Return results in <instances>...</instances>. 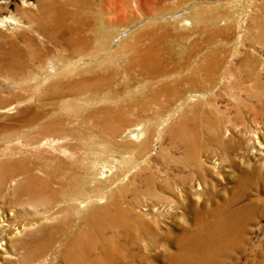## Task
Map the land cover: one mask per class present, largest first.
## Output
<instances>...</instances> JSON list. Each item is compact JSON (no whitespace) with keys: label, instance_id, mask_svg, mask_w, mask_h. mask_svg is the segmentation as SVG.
I'll return each mask as SVG.
<instances>
[{"label":"bare ground","instance_id":"bare-ground-1","mask_svg":"<svg viewBox=\"0 0 264 264\" xmlns=\"http://www.w3.org/2000/svg\"><path fill=\"white\" fill-rule=\"evenodd\" d=\"M195 5L162 18L182 28L190 20L201 24L206 12L189 16ZM86 6L84 0H36L33 11L20 14L34 37L24 36L23 50L13 44L1 68L23 90L0 98L3 109L17 110L0 123V257L15 259L8 264H137L130 261L139 254L135 247L147 241L161 247L153 257L165 256L168 264H231L229 257L249 242L255 201L244 200L264 180L257 158L264 144L252 127L264 115V82L246 83L256 64L245 59L238 69L242 81L223 71L227 55L217 49L203 53L195 43L178 56L152 35L144 49L135 40L126 45L136 51L124 79L140 78L135 95H123L127 82L114 68L123 62V46L114 54L123 29L106 25L104 15ZM225 15L240 23L235 8ZM251 24L259 32L252 39L264 45V0ZM216 33L230 40L223 29ZM213 34L204 42L214 45ZM36 35L51 44L47 51ZM53 52L66 57L65 69L49 59ZM95 68L93 82L71 75L76 70L80 79L90 77ZM226 76L230 84L222 87ZM101 86L107 91L99 94ZM218 91L231 99L225 110ZM134 114L140 121L131 124ZM167 124L168 146L161 143L156 153L160 178L149 152ZM207 162L231 171L235 186L224 200H217L221 193L213 184L206 190ZM177 215L175 235L165 224ZM256 264H264V255Z\"/></svg>","mask_w":264,"mask_h":264},{"label":"rangeland","instance_id":"rangeland-1","mask_svg":"<svg viewBox=\"0 0 264 264\" xmlns=\"http://www.w3.org/2000/svg\"><path fill=\"white\" fill-rule=\"evenodd\" d=\"M84 1H86L87 5L85 7L86 12L95 10L96 12L100 13V15H104L103 17L106 18V25H111L113 28L121 27L123 29V36L121 40L118 43L114 44L116 45V47H118V49H116L114 53L115 55L119 54V52L121 51L120 48L123 46V62H119L114 65V68L119 70L120 72L119 77H123V79L126 76L124 74L126 68L128 67L129 56L133 54L132 52L136 51L135 48V50H132L131 48H127L126 45L132 43V41L134 42L135 40V46L137 47V49H144L148 46L147 44L151 42V36L153 35V37L157 38L158 43L159 40L160 42H162L163 45L161 46H166L168 48L173 47L175 54L178 56L179 54L183 56L186 51L195 48V43H200L202 45V48L199 51L203 53L213 52L215 51V49H217L224 56L227 55V62L224 63L225 69L223 71L228 73L235 72V75L238 77L237 79L242 81H245L246 77H243L241 79V76H239L238 74V69L243 64L245 59L248 58L250 62L256 64L257 70H255L253 78L249 79L246 83H250L254 79H260L262 82H264V45L262 43H257L252 39L257 36L259 32L257 31V29L253 28L251 24L252 19H254L256 16V5L261 3L262 0ZM195 3L196 5L190 12L189 16H194L198 13L206 12V21L201 24H196L194 21L190 20V23L192 24H190L187 28H182L178 25L177 22H167V20L162 18L165 11L177 12ZM35 6L36 0H0V98L2 99L3 97L5 101L7 100V98H10L11 94L14 91L17 92L23 90V87L21 85L11 83V78L8 75V72L10 71H8L6 67L3 69L1 68L3 67V64L8 61L9 54H11L10 52L13 49V44H17V46H19L23 50L27 47L24 36L31 35L34 37L33 33L28 30V23H26V21L20 14L23 13L24 10L33 11L35 9ZM249 6H251L252 11L245 12L250 9ZM233 8H235L237 16L239 17H237V19L240 20L239 24L230 22L225 18V14L231 12ZM12 15L16 16L20 20L17 22L9 20ZM222 29L224 34L230 36L228 37L230 38V40L227 39V36L216 33L217 30ZM210 33H214L213 35L216 36L215 40L213 41L215 42L214 45H210L207 42H204L207 40L208 36L210 37ZM179 35L186 38L180 41L181 36ZM37 36L38 35H36V38L40 42L41 51H47L46 44L47 46L49 45V48L51 47V44H48L43 36ZM113 42L115 43L116 39H114ZM232 51L233 53H231ZM64 57L65 56L62 53L53 52L49 56V59H56L59 67L61 69H65V65L68 61L66 57ZM45 64L46 61L44 65ZM78 64H80V66ZM77 65L79 68L86 70L87 64L84 65L83 62H78ZM95 70L96 68L93 69L92 75H89L90 77H84L82 79L79 78L78 71L76 70L72 72L71 75L75 78L78 77L81 82H88L92 80L95 81V74H97V71ZM131 77V80L124 79L127 84L123 88V95L128 94L130 90H132L133 95H135L136 93L137 85L139 84L138 78H140V76L133 73ZM229 80V76H226L224 82L222 83V87H228L230 84ZM48 84L49 83L42 85L40 88V92H45V90L48 89L45 88L48 87ZM100 88L103 89L100 90L99 94L107 91V87L105 86H101ZM129 94L131 96V93ZM219 94L223 95V97H221L218 101V106L220 108L222 107V110H225V107L231 99L226 92L218 91L217 95ZM211 98L212 97H209L208 101H210ZM4 100L0 101V123L9 122L10 119L8 117L10 115H14V112H17V110L8 111L7 108L3 109ZM207 107L209 106L207 105ZM132 117L133 122L131 124L140 121L135 114ZM254 122V125L258 126V129L254 127V125L252 126L253 129H256V131L258 132L257 136L255 137L257 140L261 141V143L264 144V115ZM131 124H127L123 127L124 132L127 133L129 131L130 127H132ZM168 125L169 124L165 125L163 129H161L158 140L155 139V141L152 142L151 151L149 152V155L152 157V161L150 163L151 169L153 171L159 170L161 176L160 178L164 177L163 164L161 163V161L157 160L156 153L159 150L161 143L165 147L168 146L169 140L167 135L165 134V129L168 127ZM126 133H124L123 136H125ZM126 139H128V137H125V140ZM121 140L124 139L122 138ZM124 143L129 144L131 143V141H124ZM257 158H260V160L264 163V152L261 155H257ZM206 165L208 166L206 175L207 181L205 183L206 190L208 191V189L211 188L213 184L214 188H216L221 193V196H219L217 200H224L225 197L231 195V191L235 186V181L228 177L231 173L228 165H222L217 169H214L213 165L209 162H207ZM126 167L127 163L121 164L122 169H125ZM130 177L131 175L123 180V183L129 184ZM249 191L247 193L246 199L244 200V203H247L250 200L255 201V211L253 214L254 216L250 221L251 223L249 222L248 225L249 230L247 236L249 237V242L248 244H246L244 251L235 252L233 256L229 257L231 264H256L262 258V255H264V180L261 184L257 185V187H253ZM166 195L171 196L169 194ZM206 200L208 202L209 194L207 195ZM178 223L179 215L175 216L173 221L171 219V221H168L165 225L167 226V228H170L173 234L176 235L180 232ZM161 229L165 230L166 228L165 226H162ZM143 243H140L137 247H135L136 250H134L137 252V254H139L136 258H131L130 261L137 262V264H168L165 256L162 255L163 257L154 258L152 255L157 254L158 256H160L162 253L161 247L149 244L147 241ZM147 245H149V247ZM176 248L177 247L175 245H172L169 249L172 252H175ZM152 249H155V251L152 252ZM128 254L131 255L129 252ZM14 260L15 259L13 257H11L10 259L0 257V264H8V261Z\"/></svg>","mask_w":264,"mask_h":264}]
</instances>
